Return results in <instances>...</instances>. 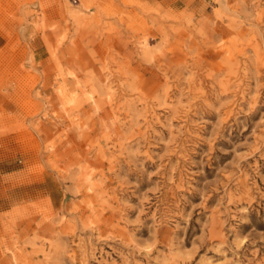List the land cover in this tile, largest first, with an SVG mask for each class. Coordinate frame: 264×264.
<instances>
[{
	"label": "rangeland",
	"instance_id": "rangeland-1",
	"mask_svg": "<svg viewBox=\"0 0 264 264\" xmlns=\"http://www.w3.org/2000/svg\"><path fill=\"white\" fill-rule=\"evenodd\" d=\"M0 264H264V0H0Z\"/></svg>",
	"mask_w": 264,
	"mask_h": 264
},
{
	"label": "crops",
	"instance_id": "crops-1",
	"mask_svg": "<svg viewBox=\"0 0 264 264\" xmlns=\"http://www.w3.org/2000/svg\"><path fill=\"white\" fill-rule=\"evenodd\" d=\"M148 2H154V1H157V0H146ZM161 1H164V0H161Z\"/></svg>",
	"mask_w": 264,
	"mask_h": 264
}]
</instances>
